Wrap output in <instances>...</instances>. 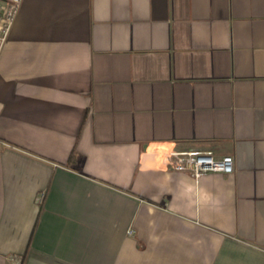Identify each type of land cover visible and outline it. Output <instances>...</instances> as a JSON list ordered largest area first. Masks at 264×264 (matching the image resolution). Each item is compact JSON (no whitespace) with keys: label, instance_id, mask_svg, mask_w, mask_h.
Instances as JSON below:
<instances>
[{"label":"crops","instance_id":"0c3cea01","mask_svg":"<svg viewBox=\"0 0 264 264\" xmlns=\"http://www.w3.org/2000/svg\"><path fill=\"white\" fill-rule=\"evenodd\" d=\"M167 149L235 172L195 180ZM0 264H264V0H23Z\"/></svg>","mask_w":264,"mask_h":264},{"label":"built area","instance_id":"2783aa9c","mask_svg":"<svg viewBox=\"0 0 264 264\" xmlns=\"http://www.w3.org/2000/svg\"><path fill=\"white\" fill-rule=\"evenodd\" d=\"M22 1L0 0V51L16 21ZM162 159L167 170L187 173L195 180L210 173L232 175L235 172V159L232 155L218 156L210 149H167L162 153Z\"/></svg>","mask_w":264,"mask_h":264}]
</instances>
